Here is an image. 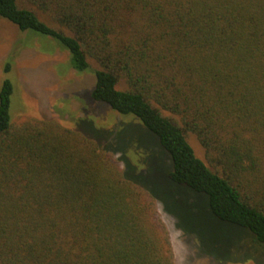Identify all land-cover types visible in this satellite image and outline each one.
<instances>
[{
    "label": "trees",
    "instance_id": "1",
    "mask_svg": "<svg viewBox=\"0 0 264 264\" xmlns=\"http://www.w3.org/2000/svg\"><path fill=\"white\" fill-rule=\"evenodd\" d=\"M0 17L91 70L88 98L136 117L172 182L264 244V0H0ZM12 93L5 77L0 264H173L154 198L113 152L57 120L14 119Z\"/></svg>",
    "mask_w": 264,
    "mask_h": 264
},
{
    "label": "rangeland",
    "instance_id": "2",
    "mask_svg": "<svg viewBox=\"0 0 264 264\" xmlns=\"http://www.w3.org/2000/svg\"><path fill=\"white\" fill-rule=\"evenodd\" d=\"M5 77L13 84L10 114L14 119H54L81 132L112 151L125 176L149 191L158 222L168 232L173 264H264V244L248 229L217 218L204 193L168 178V153L136 117L88 98L94 83L91 70L77 72L67 50L56 41L20 31L0 17V82ZM187 139L203 159L195 135L188 132Z\"/></svg>",
    "mask_w": 264,
    "mask_h": 264
}]
</instances>
